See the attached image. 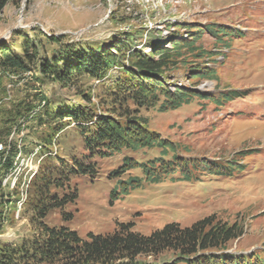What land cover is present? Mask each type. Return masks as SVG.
I'll return each instance as SVG.
<instances>
[{"label": "rangeland", "instance_id": "374dc122", "mask_svg": "<svg viewBox=\"0 0 264 264\" xmlns=\"http://www.w3.org/2000/svg\"><path fill=\"white\" fill-rule=\"evenodd\" d=\"M207 24H211L210 29L216 24L227 25L239 35L231 40L230 49L222 47L211 60L197 61L215 69L216 79L189 81L191 71L180 67L165 74L164 81L171 91L190 87L213 97L231 89L239 91L241 96L222 106L193 99L161 112L160 102L146 108H138L129 100L112 104L109 95L123 78L117 68L99 80L85 74L72 77L66 86L42 77L38 71L43 58L50 61L57 57L63 65L67 48L72 52L93 49L112 41H127L126 37L132 40V48L149 52L153 43L169 47L175 37L194 33L184 26L202 29ZM199 35L196 45L213 51V37L205 31ZM51 36L58 40H50ZM27 42L29 53H37L30 70L5 75L0 86V154L4 146L15 147L13 166L0 179L4 189L0 208L3 201L7 204L0 244L17 251L12 261L48 264L33 257L31 251L39 241L42 225L66 227L89 241L90 234L113 233L121 223L148 236L170 222L188 227L209 216L241 227L243 234L228 243L227 252L264 257V0H11L0 12V45L12 55L22 56ZM186 64L193 69L195 59L188 58ZM83 94L85 101L81 100ZM36 95L50 101L49 109L65 112L74 106L89 117L93 115L92 121L82 122L85 127L100 114L143 118L149 131L177 145V157L189 163L206 159L222 166L235 161L245 169L228 178L196 173L188 181L175 171L158 182H146L140 168L118 177L114 171L120 167L122 155L99 159L87 152L75 119L56 129L60 119L45 116L37 107L35 118L24 120L23 104L37 105ZM125 153L137 163H146L158 158L160 149ZM73 162L93 171L73 173ZM129 176L140 178V186L112 199L116 182ZM52 181L59 186L47 184ZM71 193H75L73 200L49 208L45 217L40 215L41 207H47L41 198H62ZM174 255L168 251L139 259L162 262Z\"/></svg>", "mask_w": 264, "mask_h": 264}, {"label": "trees", "instance_id": "16d2710c", "mask_svg": "<svg viewBox=\"0 0 264 264\" xmlns=\"http://www.w3.org/2000/svg\"><path fill=\"white\" fill-rule=\"evenodd\" d=\"M9 1L11 0H0V12ZM12 1L20 3L21 0ZM210 26L211 24H207L202 29L184 26V29H189V32L194 31V33L188 34L186 38L175 37L169 42V47L153 43L149 52L132 48L130 45L132 40L126 37L127 41H112L110 45H101L93 49L79 48L76 52H72L67 48L66 61L63 65L58 63L57 57L50 61L48 58H43L38 66V71L42 77L50 78L52 81L66 86L71 84L72 77L79 78L85 74L92 80H99L117 68L123 78L117 81L116 91H111L109 95L112 104L129 100L138 108H146L156 106L160 102L159 110L161 112L177 109L189 104L193 99L206 100L222 106L223 103L241 96L239 91L231 89L219 97H213L198 93L194 89L191 91L188 89L190 87L179 86L171 91L164 81L165 74L179 70L180 67L191 71L188 76L189 81L216 79L215 69L203 66L197 61L211 60L217 53L222 52L220 49L222 47L230 49L231 40L238 38L239 35L233 34V29L227 25L216 24L213 29H210ZM204 31L213 37L215 45L213 51H206L196 45L201 39L199 34ZM49 39L58 40L53 36ZM28 46V42L23 44V55L19 56L12 55L7 48L0 45V86L5 75L30 70L31 59L35 58L37 53L35 51L30 54ZM188 58L195 59L193 69H190L191 65L186 64ZM123 60H126V63ZM4 94L6 95V91ZM36 96L38 98L37 105L34 103L23 104L24 120L34 119V111L37 107L43 109L45 116L54 120L60 119L59 124L54 127L56 129L61 130L65 126L63 122L66 120L75 119L80 134L84 136L82 144L87 152L99 159L122 155V163L114 171V175L118 177L127 170L140 168L146 182H158L162 176L175 171H178L181 179L188 181L195 178L196 173L200 175L208 173L212 176L228 178L245 169L242 163L235 161H228L223 166L206 159H193L189 163L175 155L177 145L149 131L143 118L114 116V113L100 114L95 122L88 125L89 127H85L82 122L92 121L93 115L89 117L86 112L76 109L74 106L67 108L65 112L58 111L61 108L49 109L50 101L44 95ZM81 100H86L84 94L81 95ZM36 117L38 118V115ZM38 120L41 121L42 118L39 117ZM46 143L49 144V142ZM154 147L160 149V156L146 163H137L125 153V151L135 152ZM6 148L7 146H4L1 151L3 155L0 154V179L13 166L15 147ZM4 153L6 154L4 155ZM168 155H170V159L166 160L165 157ZM70 169L76 174H89L93 171L92 167L80 162H73ZM69 171L71 172V170ZM49 183L59 186L56 181L47 182V184ZM140 184L141 179L136 176H129L123 181L118 180L116 187L111 191L112 199H116L117 194H128ZM3 190L0 182V192L3 193ZM74 197L75 193L62 198L56 196L41 198V203L46 202L47 207H43V209L41 207L40 215L45 217L44 212L49 208L62 207L68 199L73 200ZM1 202L0 200V204ZM2 204L0 233L7 215L4 214L7 204L5 205V201ZM242 234V229L238 224L227 225L214 216L200 219L188 227H180L177 223L170 222L162 228L152 231L148 236L133 232L130 224L121 223L113 233L90 234L89 241L81 239L76 231L66 227L42 225L39 241H36L37 243L33 246L36 248L31 247V251L33 257L41 258L48 264L56 262L57 264H264V257L258 256V254L249 256L227 252L228 243L237 240ZM168 251L175 254L174 258L169 261L152 260L149 262L139 259L141 256L155 258ZM17 254L16 250L13 251L9 246L0 244V264H19L11 260V257L13 258Z\"/></svg>", "mask_w": 264, "mask_h": 264}]
</instances>
